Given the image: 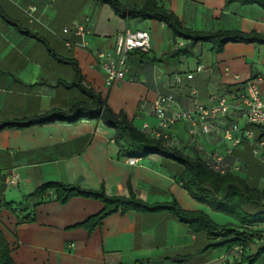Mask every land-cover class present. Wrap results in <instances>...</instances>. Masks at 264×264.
<instances>
[{
    "label": "crops",
    "instance_id": "1",
    "mask_svg": "<svg viewBox=\"0 0 264 264\" xmlns=\"http://www.w3.org/2000/svg\"><path fill=\"white\" fill-rule=\"evenodd\" d=\"M120 1L139 7L146 0ZM156 2L188 30L264 34V10L256 6H226L224 0ZM77 25L84 26L88 34L62 33ZM137 30L150 37L147 56L154 61L129 55L128 80L106 87L91 52L106 51L117 35ZM82 41L87 43L85 48ZM185 44L182 39L173 40L164 23L124 21L95 0H0V123L52 109L66 110L84 99L76 88L66 85L74 76L66 60L75 63L86 87L101 95L113 112L123 111L136 129L144 123L156 124L149 107L156 94H171L182 107L189 108L193 101L207 107L221 96L231 101L243 83L256 79L264 99V45L227 43L215 54L208 44H198L191 57L166 58ZM192 89L196 91L193 96ZM236 123L243 122L231 111L226 124ZM168 134L185 153L196 152L187 145L183 124ZM113 138V130L95 120L0 130V232L13 264H234L264 246L262 238L245 250L212 247L221 240L212 241L202 232L190 233L165 212H117L88 232L78 225L98 214L99 201L72 197L61 205L28 197L40 185L54 182L81 190L101 189L111 198H126L131 192L148 205L174 201L181 210L201 212L219 227L240 230L236 220L192 200L181 189L178 164L153 154L130 165L127 157L120 156ZM254 141L234 147L231 141L222 143L221 137L198 136L196 145L206 155H220L238 169L233 174H240L251 187L262 188L264 147H255ZM12 173L18 180L7 185L5 179ZM3 203L12 205L14 211L5 209ZM27 215H33V220L22 222ZM255 229L264 231V226L251 230ZM251 264H264V253Z\"/></svg>",
    "mask_w": 264,
    "mask_h": 264
},
{
    "label": "trees",
    "instance_id": "2",
    "mask_svg": "<svg viewBox=\"0 0 264 264\" xmlns=\"http://www.w3.org/2000/svg\"><path fill=\"white\" fill-rule=\"evenodd\" d=\"M97 4H106L117 18L124 21H147L153 20L164 23L173 40L182 39L186 44L178 47L176 51L169 53L166 58L177 59L179 57H191L193 48L198 44H208L210 52L219 54L227 43L264 45V34L253 31L243 33L238 30L215 32H197L184 28L180 21L170 11L160 7L156 0H146L139 7H128L120 0H95ZM231 3L245 7L256 6L264 10V0H224V5ZM139 58L147 63L153 62L148 53L134 51ZM132 53V54H134ZM65 61V60H64ZM63 61V62H64ZM74 70V76L68 87L76 88L85 98L74 102L66 110L52 109V111L35 117L24 118V120H10L0 123L3 129H24L31 126L43 124L62 123L75 124L80 120L98 121L107 128L113 130V139L121 157L144 158L157 155L164 160H170L181 167L177 180L181 189L186 191L190 198L200 204L208 206L211 210L222 213L237 221L240 230L219 227L201 212H189L179 208L174 201L167 204L148 205L138 200L133 193L124 197H108L101 189L97 191L81 190L72 185H64L59 182L45 183L35 189L28 197H36L40 200H53L63 205L72 197H85L102 204L98 214L84 220L78 227L91 232L99 226L101 220L114 213L124 214L134 211L137 214L165 212L170 214L177 222L185 225L190 233H206L213 241H221L211 245L220 247H239L245 250L255 240L264 238V231L251 230L257 226H264V188L251 187L240 174L226 173L220 175L209 168L198 153L187 154L181 148L170 147L136 129L128 120L126 114L115 113L110 109L104 98L83 84L80 70L71 60H66ZM257 139H264V127H254ZM2 206L10 212L14 211L12 205L3 203ZM33 215L22 218V222H30ZM264 253V246L257 249L256 253L248 258L242 257L234 264H249ZM0 264H13L9 255V247L0 232Z\"/></svg>",
    "mask_w": 264,
    "mask_h": 264
},
{
    "label": "built area",
    "instance_id": "3",
    "mask_svg": "<svg viewBox=\"0 0 264 264\" xmlns=\"http://www.w3.org/2000/svg\"><path fill=\"white\" fill-rule=\"evenodd\" d=\"M62 33H71L75 37H83L88 34L87 29L77 25L73 30L63 29ZM68 47L69 43L66 44ZM85 48L87 43L81 42ZM150 37L145 31H133L119 34L115 37L112 47L106 51H92L91 56L94 64L103 74L105 86H111L115 82L128 80L127 73L129 66L127 60L134 51L148 53L150 50ZM200 67L196 69L199 71ZM191 78V76H187ZM256 79H250L243 83L240 90H237L231 101L226 97L216 99L214 105L203 106L195 101L189 108L178 105L171 94H156L150 103V115L155 119V125L144 123L140 131L147 136L167 144L170 147L179 148V142L168 134L172 127L183 124L188 135V146H193L196 153L200 155L206 165L220 175L237 172L223 161L220 155H206L196 145L198 136L221 137V141H231L232 146L237 147L243 141H254L255 133L253 127H264V99L261 98L259 89L256 86ZM196 93L192 89L191 96ZM237 113L242 120V125H227L226 121L231 113ZM255 147H264V142L254 141ZM180 149V148H179ZM127 163L134 165L135 158H127ZM16 174L5 179L7 185L16 184ZM264 188V187H262Z\"/></svg>",
    "mask_w": 264,
    "mask_h": 264
},
{
    "label": "rangeland",
    "instance_id": "4",
    "mask_svg": "<svg viewBox=\"0 0 264 264\" xmlns=\"http://www.w3.org/2000/svg\"><path fill=\"white\" fill-rule=\"evenodd\" d=\"M252 130H253L254 132H256L254 127H253ZM254 139H255V141H257V135H256V137H255ZM261 171H264V168L260 169V172H261ZM262 176H264V175H262Z\"/></svg>",
    "mask_w": 264,
    "mask_h": 264
}]
</instances>
